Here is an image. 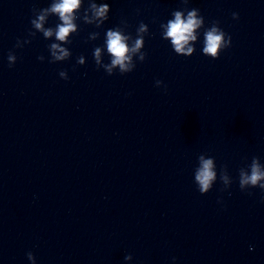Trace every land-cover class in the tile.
Wrapping results in <instances>:
<instances>
[{
  "label": "water",
  "instance_id": "1",
  "mask_svg": "<svg viewBox=\"0 0 264 264\" xmlns=\"http://www.w3.org/2000/svg\"><path fill=\"white\" fill-rule=\"evenodd\" d=\"M50 3L0 0V264H31L28 251L39 264H264V192L238 181L264 162V0H109L104 28L81 21L71 58L54 63L55 37L31 25ZM193 6L232 35L219 58L202 34L192 55L161 37L160 22ZM122 18L133 38L149 24L144 59L109 74L94 48ZM202 155L218 166L203 194Z\"/></svg>",
  "mask_w": 264,
  "mask_h": 264
},
{
  "label": "clouds",
  "instance_id": "2",
  "mask_svg": "<svg viewBox=\"0 0 264 264\" xmlns=\"http://www.w3.org/2000/svg\"><path fill=\"white\" fill-rule=\"evenodd\" d=\"M186 5L191 0H184ZM112 5L109 0H51V3L42 7L36 15L31 18L33 29L43 34L45 38L55 37V41L48 47L50 50L51 62H62L70 59L72 52L70 47L73 42V35L80 31V22L94 25L96 29L104 28L110 19ZM35 11V10H34ZM139 13V9L137 10ZM57 18L54 25H49L50 17ZM171 19L166 23L160 22L162 29L161 37L170 40L172 49L178 55H192L196 51V44L203 35V54L212 58H219L221 53L233 45V37L222 26L220 20H214L211 26L206 25V17L202 14L199 7H187L183 10H173ZM233 19L238 20L240 13L234 11ZM126 18H122L120 23L108 27L104 31L103 44L94 48V59L99 66L102 64V54L106 48L107 54L110 55L111 62L103 64V67L109 74L119 66L121 73L131 71L134 68L133 57L140 53L139 59H144V53L141 52L145 44L144 33L149 31V24L140 21L137 28V35L133 38L130 32H127L121 24ZM47 25V26H46ZM34 34V33H33ZM99 31L91 33L92 39L100 36ZM21 38H17L14 45L15 48H22ZM19 57L10 51L7 55L8 66L14 67ZM38 59L45 61L46 58L41 54ZM86 58L79 57L78 63L84 64ZM59 76L65 80L70 79L68 71L61 70ZM161 79H157L156 83H160ZM167 86H165L166 89ZM217 164L212 157L200 156L199 166L195 171V180L198 190L203 194L213 188V182L217 179ZM221 179L224 184H230L229 175L221 172ZM239 187L242 191H248L259 188L264 192V162L260 157H253L247 167L239 171ZM230 195V191L228 192ZM223 196L219 198L223 203ZM254 247V246H251ZM27 259L31 264H39L36 254L33 251L27 252ZM177 257H172L173 264H176ZM126 262H132L134 257L131 253L124 257Z\"/></svg>",
  "mask_w": 264,
  "mask_h": 264
}]
</instances>
